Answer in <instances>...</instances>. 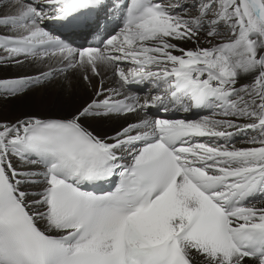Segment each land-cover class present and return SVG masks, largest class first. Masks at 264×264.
Returning <instances> with one entry per match:
<instances>
[{
  "label": "snow or ice",
  "instance_id": "1",
  "mask_svg": "<svg viewBox=\"0 0 264 264\" xmlns=\"http://www.w3.org/2000/svg\"><path fill=\"white\" fill-rule=\"evenodd\" d=\"M8 66L90 95L0 121V264H264V0H0Z\"/></svg>",
  "mask_w": 264,
  "mask_h": 264
},
{
  "label": "bare ground",
  "instance_id": "2",
  "mask_svg": "<svg viewBox=\"0 0 264 264\" xmlns=\"http://www.w3.org/2000/svg\"><path fill=\"white\" fill-rule=\"evenodd\" d=\"M30 67L20 68L17 66H8L0 68V78L13 79L25 74L26 72H35ZM4 75V76H3ZM89 91L78 79L65 81L63 79L44 84L30 89L25 94L15 98L0 99V121L15 122L28 116L34 115V108L44 107L42 103H49L54 112L44 108L43 117L50 115L67 116L74 111L81 103L89 98ZM42 104V105H41ZM41 111V110H38ZM19 119H18V118ZM129 119H132L131 117ZM125 120H116L112 118L91 121V127L99 134L113 133L122 126Z\"/></svg>",
  "mask_w": 264,
  "mask_h": 264
},
{
  "label": "rangeland",
  "instance_id": "3",
  "mask_svg": "<svg viewBox=\"0 0 264 264\" xmlns=\"http://www.w3.org/2000/svg\"><path fill=\"white\" fill-rule=\"evenodd\" d=\"M26 73H34V72H26ZM4 76V75H3ZM5 78L6 77H9V76H4ZM0 99H2V100H4L3 98H0ZM42 104H44V107H38V108H34V115H39V117H43V112H44V108H48V111L49 112H51V111H55V110H53V109H51V107H50V104L49 103H42ZM41 104V105H42ZM38 110H41V111H38ZM51 117H62V116H60V114H58V115H50V118ZM18 118V117H17ZM19 119V118H18Z\"/></svg>",
  "mask_w": 264,
  "mask_h": 264
}]
</instances>
